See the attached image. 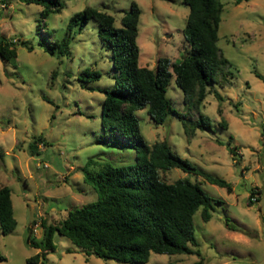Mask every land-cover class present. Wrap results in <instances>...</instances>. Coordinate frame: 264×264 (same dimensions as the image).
<instances>
[{"label": "rangeland", "instance_id": "rangeland-1", "mask_svg": "<svg viewBox=\"0 0 264 264\" xmlns=\"http://www.w3.org/2000/svg\"><path fill=\"white\" fill-rule=\"evenodd\" d=\"M61 1L59 11L41 16L43 5L36 2L0 0V40L15 48L14 57L0 56V186L10 188L16 219L8 233L0 229V264H264V0H220L217 43L231 72L211 86L220 97L209 90L199 104L211 128H196L189 136L176 114L157 123L146 107L135 109L147 143L165 139L182 157L231 183L227 190L177 166L159 169L164 180L188 179L219 199L208 220L200 208L193 213L197 251L151 250L145 261L123 262L86 251L54 230V247L44 263L27 260L38 250L28 236L41 238V219L56 223L69 208L97 199L93 185L84 180L82 166L89 159L97 171L105 163H133L137 154L132 146L98 140L108 132L101 110L104 88L115 83V69L97 21L90 18L80 30L72 29L69 52L47 49L48 40L64 36L69 17L84 6L113 14L118 24L131 0ZM134 1L141 8L138 63L152 68L160 56L179 60L188 48L182 34L188 6L183 0ZM92 70L100 74L85 72ZM166 95L175 108L187 110L174 77ZM191 112L196 115V108ZM38 136L43 140L32 152L29 143ZM250 196L256 200L249 204Z\"/></svg>", "mask_w": 264, "mask_h": 264}, {"label": "trees", "instance_id": "trees-1", "mask_svg": "<svg viewBox=\"0 0 264 264\" xmlns=\"http://www.w3.org/2000/svg\"><path fill=\"white\" fill-rule=\"evenodd\" d=\"M43 5L41 16L49 11H59L61 0H25ZM240 0H236L239 2ZM188 14L182 34L188 48L179 60L170 62L166 56L157 58L154 67L138 63V20L141 8L134 0L129 9L116 23L115 16L93 5H86L68 19L67 32L61 38L49 39V52L70 51L69 36L77 26L80 30L88 19L97 21V33L111 50L115 69V83L104 88L102 101V128H108L98 140L120 147L136 149L133 163L112 165L105 163L99 170L90 168L92 160L83 166L84 180L91 183L97 199L67 210L56 223L41 219L42 236L39 240L28 239L38 250L28 256L30 262L44 263L49 250L53 249L54 230L66 235L74 244L97 256L112 257L123 262L137 263L147 260L149 252L197 251L193 246L195 236L193 213L200 208L204 220L211 217L214 202L211 196L196 182L185 178L166 181L159 169L177 166L203 175L210 182L231 190V183L200 169L186 157L171 149L165 139L147 143L140 132L135 109L146 107L149 116L157 123L163 122L170 113L176 114L184 124L186 134L191 136L196 128H211L210 117L199 111V104L212 84L224 82L231 72L229 59L222 53L218 40V26L223 4L220 0H183ZM9 40H0V56L8 59L15 56V48ZM94 77L97 70L85 71ZM174 77L183 92L187 110L180 111L166 95V87ZM94 88L93 86H90ZM196 108L197 114L191 112ZM223 126H226L222 122ZM29 143L30 150H38L41 136ZM231 151L234 147L230 148ZM253 202L252 196L248 199ZM16 225L13 215L10 188L0 186V229L8 233Z\"/></svg>", "mask_w": 264, "mask_h": 264}, {"label": "built area", "instance_id": "built-area-1", "mask_svg": "<svg viewBox=\"0 0 264 264\" xmlns=\"http://www.w3.org/2000/svg\"><path fill=\"white\" fill-rule=\"evenodd\" d=\"M263 121H264V120H263ZM252 199H253V200H256V197H255V196H252Z\"/></svg>", "mask_w": 264, "mask_h": 264}]
</instances>
